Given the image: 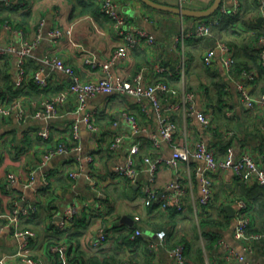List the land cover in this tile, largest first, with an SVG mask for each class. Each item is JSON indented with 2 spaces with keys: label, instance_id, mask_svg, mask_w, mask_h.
<instances>
[{
  "label": "crops",
  "instance_id": "obj_1",
  "mask_svg": "<svg viewBox=\"0 0 264 264\" xmlns=\"http://www.w3.org/2000/svg\"><path fill=\"white\" fill-rule=\"evenodd\" d=\"M116 1L133 31L145 29L155 37L154 44L144 43L124 58H113L114 51L125 42L116 33L112 21L97 9L98 0H12L13 7L4 11L0 3V43L20 49L24 40L36 41L27 56L29 73L43 68L44 74H48V86L33 79L37 85L31 80L20 84L16 53L0 55V99L23 97L30 110L40 109L44 98L72 81L70 75L46 61L55 56L71 65L83 79L95 80L104 76L103 66L109 63L114 77L131 78L142 70L146 83L163 80L179 92L193 91L196 108L205 109L211 125L205 127L187 105L175 114L178 129L173 140H164L155 148L150 137L159 128L156 113L146 114L133 97L124 93H104L91 98L85 111L95 114L98 130L93 132L83 125L79 136L71 129L77 117V100L74 98L60 107L58 116L49 120L48 138L40 133L46 124L41 119L19 122L15 116L3 117L0 121V211H10L17 203L37 205L31 218L23 220L22 227L35 232L33 236L24 237L27 239L25 253L39 264H55L58 251L53 247L59 244L66 246L59 250L63 257L60 264H69L66 249L70 248V239L65 238L66 234L57 227L59 217L53 219L52 214L61 215L73 204L78 207V214L84 212L86 217L80 222L76 242L86 254L84 259L103 252L118 261L123 260L124 264L131 260L136 264H174L169 250L184 244L191 264L264 262V240H241L235 236V200L246 196L255 200L258 206L263 198L252 197L250 192L260 186L244 183L232 168L220 169L213 174L214 198L208 206L200 203L201 188L194 171L195 161H180L177 166L161 164L153 181L161 195L173 191L167 189V185L177 177L183 184H188L182 210L177 208L176 200L168 208H163L159 202L146 205L142 191L151 181V174L144 169V157L169 158L175 147L188 145V142L194 148L199 140L207 141L218 159H225L231 153V159L236 160L243 152L250 151L257 162L264 165V131L261 128L264 107L246 108L236 85V80L241 78L239 70L254 68L259 76L251 91L258 95L264 90V70L255 58L258 37L264 32L260 0H241L239 10L232 15L235 21L228 26H214L212 35L200 39L187 34L201 17L150 8L141 0ZM155 1L176 5L174 0ZM212 2L194 0L188 7L204 9ZM222 3L232 7L234 0H223ZM3 17L9 19L10 27L5 21L2 23ZM56 29L62 34L53 38L49 34ZM213 40L216 43L225 41L232 48L235 76L228 74L221 52L211 64L204 61V54L214 46ZM183 61L186 63L184 80L179 71ZM219 88L224 94L220 95ZM125 112L133 115L139 125L148 127V132L133 134L132 123L125 117ZM114 121L119 124L115 126ZM118 131L125 134V138L121 145L113 148L111 144ZM58 139L70 144L72 149L46 158ZM137 142L140 150L136 164L140 173L137 181L132 182L119 176L115 165L125 161ZM87 155H92V159H87ZM75 171L81 172L77 178L70 175ZM45 172L48 182L44 181ZM10 173L16 174L17 181L8 188L5 182ZM88 174L97 179L103 196L98 194ZM228 205L234 211H230ZM261 217L257 207L255 220L259 222ZM256 224L263 228V221ZM135 227H140L146 235L135 239L130 236V241H122V235ZM162 228L167 230L165 244L150 248V241L156 239L157 230ZM101 230L107 239L96 245ZM24 238L14 236L9 230L0 234V264H29L23 256L16 254ZM231 249L243 254L245 260L229 257Z\"/></svg>",
  "mask_w": 264,
  "mask_h": 264
},
{
  "label": "built area",
  "instance_id": "obj_2",
  "mask_svg": "<svg viewBox=\"0 0 264 264\" xmlns=\"http://www.w3.org/2000/svg\"><path fill=\"white\" fill-rule=\"evenodd\" d=\"M100 1L101 12L106 15L113 23L116 33L123 38L124 45L117 48L114 51L113 58H124L131 50L142 46L144 43L154 44L155 37L145 29H138L133 31L130 28L128 18L120 11L119 5L116 0H98ZM176 5L180 7H188L194 0H174ZM4 5L12 8V0H0ZM241 0H234L233 6L229 7L226 3H222L217 14L211 17H203L199 20L196 27L188 32V36L194 38H205L212 35V29L214 26L220 24L222 19L226 15H233L239 10ZM261 10L264 14V0H260ZM7 27H10L9 23H5ZM22 36L23 31H20ZM60 29H56L50 32V36L57 38L61 36ZM36 41L24 40L20 49H17L14 45L4 46L0 43V55H7L16 53L17 55V81L20 84H24L26 81L33 79L36 83L42 86H48V74H44L43 68H38L35 71L29 73L27 65V56L35 46ZM257 57L259 62L264 66V32L258 37ZM223 54L222 61L230 76H235L233 68V51L228 43L225 41L217 42L215 46L208 48L204 54V61L207 64H211L218 54ZM47 62L53 64V67L64 71L71 76L72 81L68 86H65L58 92L53 93L51 96L46 97L42 101V107L38 110H30L23 97L13 98L12 100L5 101L0 99V121L3 117L15 116L19 122H27L31 118L41 119L46 122L45 126L41 129L40 133L43 137L48 138L50 136V124L49 120L58 116L59 109L67 101L74 98L77 100V108L75 112L77 117L72 124V131L75 136H79L81 127L87 126V128L93 132H97L98 124L93 112H86L87 102L97 96L98 94H114L124 93L135 99L138 102L142 110L146 114L155 112L159 120V128L157 132L153 133L150 137L153 146L159 147L164 140H173L174 135L178 129V123L175 119V114L184 109L187 105L190 107L192 115H195L199 121L205 126L211 125V119L206 113L205 109L198 110L195 106V93L193 91L184 90L179 92L177 88L173 87L168 81L158 80L152 83H146L144 73L142 70L138 71L131 78L114 77L110 71V64H105L104 76L95 80H88L81 78L74 68L66 63L63 59L58 57L47 58ZM88 62L95 63L94 60L88 59ZM158 69H161L158 67ZM181 79L186 77V63L183 61L180 67ZM240 76L236 80L237 89L240 93L242 102L246 108L264 107V90L258 95L252 93L251 88L254 86L258 78V71L256 69H243L240 71ZM168 102V103H166ZM164 103L166 106L164 108ZM125 117L132 123L133 134L140 132H148V127L139 125L136 118L125 112ZM118 121H114V125L117 126ZM264 131V123L261 125ZM125 138V134L120 131L114 135L111 147L116 148L122 144ZM46 155V158L58 153H67L72 149V146L65 141L58 139L57 142L52 144ZM76 148L81 150L79 145ZM140 150L139 143H135L129 150L125 161L116 163L115 172L121 176L126 177L132 182H136L140 173V169L136 164V155ZM87 159L91 160L92 155H87ZM180 161L189 163L195 161L197 164L194 167L195 174L200 180L201 196L200 203L204 206H208L214 198V181L213 174L220 169L232 168L239 179L244 183L253 185L257 184L264 190V165L257 162L255 157L250 151L243 152L236 160L231 159V153L225 159H218L215 150L205 140H199L197 145L192 148L191 144L178 146L174 148L173 154L169 158L157 157L153 159L150 155L144 157V169L151 174V181L143 187L144 203L146 205H152L155 202L163 208H168L172 203L177 201V208L182 210V199L187 194L188 184H183L180 177L171 181L167 185V189H172V192L159 194L158 190L153 186L156 171L161 164L167 166H177ZM34 175V172H31ZM72 177L77 178L81 175L80 171L71 172ZM44 181L48 182V173H44ZM33 176L30 178L32 179ZM5 182V187L11 188L17 181L15 173H10ZM88 178L92 181L94 187L98 189V194L103 196L102 189L98 187L97 179L88 174ZM236 203V217H235V236L241 240L261 241L264 240V225L261 231H250V227L253 223L252 215L250 213V206L248 201L243 197H237ZM37 210L35 203L28 202L23 205L18 203L10 211H0V234L4 230H9L14 236L18 238H24L25 236L35 235L34 230L31 228L22 227L23 220L31 218L32 213ZM78 214V207L71 205L59 215L57 212H53V219L59 217L58 228L60 230L70 229L75 223ZM139 219V216H136ZM146 235L140 227H135L131 232V238L135 239L138 236ZM167 236L166 229H159L156 232V239L150 241V248L156 247L158 244H165ZM106 234L103 230L100 231V235L96 238V245H100L106 241ZM27 247V239H23L20 243V247L16 252L17 255L24 257L29 264H39L37 260L25 253ZM66 246L59 244L53 247L54 250H63ZM170 255L172 256L174 264H191L186 256L185 245L177 244L170 248ZM229 257H236L239 260H245L243 254L235 252L231 249ZM246 264H264L259 263H246Z\"/></svg>",
  "mask_w": 264,
  "mask_h": 264
},
{
  "label": "trees",
  "instance_id": "obj_3",
  "mask_svg": "<svg viewBox=\"0 0 264 264\" xmlns=\"http://www.w3.org/2000/svg\"><path fill=\"white\" fill-rule=\"evenodd\" d=\"M2 5L4 6V8H2V11L7 10V9L10 8V7L6 6V5H4L3 3H2ZM145 5L148 6L147 4H145ZM148 7H150V6H148ZM150 8H152V7H150ZM97 9L100 10V5L97 6ZM215 14H217V12H215L213 15H215ZM213 15L207 16V18L211 17ZM201 18H203V17H201ZM234 18L235 17L232 16V15H226L222 19V21L220 22V25L223 26V24H226V26H228L232 21H235ZM4 19L5 18L3 17L2 18V23L4 21H5L4 23H9L10 22L9 19H5V20ZM0 24H1V22H0ZM255 58L257 59V61L259 63L260 69H262V71H263L264 70V66L261 65V63L259 62V58L257 57V55H256ZM244 69L247 70V69H251V68H244ZM241 70H243V69H241ZM241 70H239V71H241ZM32 83L34 85H37L34 81H32ZM219 93H220V95L224 94V90L221 92V89H220ZM12 99L13 98H11L10 100H12ZM212 105H213V102H212ZM250 195L252 197L256 196V198H258V197L263 198L259 202V204L257 206L256 203H255L256 202L255 200L249 199L246 196L244 197L249 203L250 213H251L252 219H253V223H252V225L250 227V231H261L262 229H260L256 223H259V222L263 221L262 225H264V190L261 187H256V188H254V191L250 192ZM257 207L260 209V213H261V216H262L260 219H258L259 222L257 220H255L256 219L255 215H256ZM85 218L86 217L84 215V212L77 214L75 223L72 226L73 229L70 228L69 230L68 229L62 230V233L66 234L64 237L70 239V248L66 249V252H67L66 261L69 264H124L123 260L122 261H118L116 257H113V255H111V254L109 255L108 253H103V252L101 254L95 253V254L89 255L86 259H84L86 257V254L84 255V252L79 249V247H80L79 243H76V242H78V235H79L78 227H80L79 226L80 222L84 221ZM131 232H132V230H129L127 234H123L122 237H121L122 241H123V239H124V241L125 240L126 241H130ZM131 242H132V240H131ZM55 259H56V263L55 264H60L62 262L63 257H62V252L61 251H58L57 253H55ZM127 264H136V263H134L133 260H131Z\"/></svg>",
  "mask_w": 264,
  "mask_h": 264
},
{
  "label": "water",
  "instance_id": "obj_4",
  "mask_svg": "<svg viewBox=\"0 0 264 264\" xmlns=\"http://www.w3.org/2000/svg\"><path fill=\"white\" fill-rule=\"evenodd\" d=\"M143 3L147 4L148 6L158 9V10H167L174 13H178L182 16L191 15L196 17H207L215 12H217L222 5L223 0H213L212 4L204 9H192L190 7H180L178 5H169L164 4L155 0H141ZM213 45H216L215 40L212 41ZM230 211H234V208L230 205L227 206Z\"/></svg>",
  "mask_w": 264,
  "mask_h": 264
}]
</instances>
